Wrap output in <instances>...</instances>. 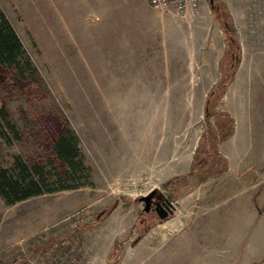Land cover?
<instances>
[{
	"label": "rangeland",
	"instance_id": "obj_1",
	"mask_svg": "<svg viewBox=\"0 0 264 264\" xmlns=\"http://www.w3.org/2000/svg\"><path fill=\"white\" fill-rule=\"evenodd\" d=\"M0 10L37 70H0V167L57 170L65 127L82 167L73 188L0 195V264H264V0L188 19L148 0ZM152 189L175 206L162 221Z\"/></svg>",
	"mask_w": 264,
	"mask_h": 264
},
{
	"label": "trees",
	"instance_id": "obj_2",
	"mask_svg": "<svg viewBox=\"0 0 264 264\" xmlns=\"http://www.w3.org/2000/svg\"><path fill=\"white\" fill-rule=\"evenodd\" d=\"M0 70L9 71L24 82L34 80L37 70L27 54L24 45L6 17L0 10ZM231 80V79H229ZM222 85V90L226 88ZM0 114L6 118V110L0 109ZM233 128L227 130L232 133ZM52 155L59 168L46 169L40 165H27L20 160L9 168L0 167V195L7 204L45 192L73 188L77 185L75 175L79 173L81 159L76 138L66 127L54 137Z\"/></svg>",
	"mask_w": 264,
	"mask_h": 264
},
{
	"label": "built area",
	"instance_id": "obj_3",
	"mask_svg": "<svg viewBox=\"0 0 264 264\" xmlns=\"http://www.w3.org/2000/svg\"><path fill=\"white\" fill-rule=\"evenodd\" d=\"M152 8L188 19L198 15L199 0H148Z\"/></svg>",
	"mask_w": 264,
	"mask_h": 264
},
{
	"label": "water",
	"instance_id": "obj_4",
	"mask_svg": "<svg viewBox=\"0 0 264 264\" xmlns=\"http://www.w3.org/2000/svg\"><path fill=\"white\" fill-rule=\"evenodd\" d=\"M210 1H211V3L213 2V0H210ZM157 191H158L157 189H152L148 194H146V195H144L142 197V199L146 202V207H145L146 210L149 209V203H150L149 200L155 195V193H157ZM161 196H163L161 193L158 194V197H161ZM169 204L171 205V207H169V206H167V207L169 208V213L172 214L174 212L175 206L170 201H169ZM162 209L165 211V213L159 214V216L161 218V221L163 219H166V217L168 215L167 209L166 208H163V207H162Z\"/></svg>",
	"mask_w": 264,
	"mask_h": 264
},
{
	"label": "flooded vegetation",
	"instance_id": "obj_5",
	"mask_svg": "<svg viewBox=\"0 0 264 264\" xmlns=\"http://www.w3.org/2000/svg\"><path fill=\"white\" fill-rule=\"evenodd\" d=\"M159 198H161V200H155L154 198H151L150 200H149V202H150V205H149V209L147 210L148 212L150 211V210H153L154 209V204L156 203V202H158V201H160L161 202V204L167 209V211H168V215H167V217H170V215H171V213H169V208L167 207V206H169V207H171V205L169 204V201L167 200V199H165L163 196H161V197H159ZM154 211H156V213L159 215V214H161V213H165V211L162 209V207L161 206H159V205H157V208H155L154 209ZM166 217V218H167Z\"/></svg>",
	"mask_w": 264,
	"mask_h": 264
},
{
	"label": "crops",
	"instance_id": "obj_6",
	"mask_svg": "<svg viewBox=\"0 0 264 264\" xmlns=\"http://www.w3.org/2000/svg\"><path fill=\"white\" fill-rule=\"evenodd\" d=\"M253 214H254V215H253V219H256L255 212H253Z\"/></svg>",
	"mask_w": 264,
	"mask_h": 264
},
{
	"label": "bare ground",
	"instance_id": "obj_7",
	"mask_svg": "<svg viewBox=\"0 0 264 264\" xmlns=\"http://www.w3.org/2000/svg\"><path fill=\"white\" fill-rule=\"evenodd\" d=\"M244 82V81H243ZM236 85V84H235ZM140 92V91H139ZM241 95V94H240ZM236 101V100H235ZM240 137V136H239ZM240 140V139H239Z\"/></svg>",
	"mask_w": 264,
	"mask_h": 264
}]
</instances>
